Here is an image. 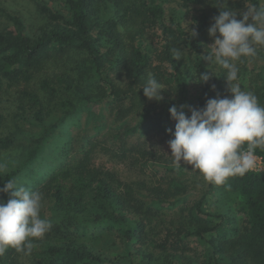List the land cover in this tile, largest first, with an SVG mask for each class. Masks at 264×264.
<instances>
[{
    "label": "trees",
    "instance_id": "16d2710c",
    "mask_svg": "<svg viewBox=\"0 0 264 264\" xmlns=\"http://www.w3.org/2000/svg\"><path fill=\"white\" fill-rule=\"evenodd\" d=\"M258 3L229 0L241 12ZM65 4L66 12H61L41 3L46 22L35 34L18 15L0 10V127L6 121L3 98L11 89L19 100L16 124H25L27 104L36 120L23 163L4 173L0 187L11 177L26 186L25 171L34 170L61 126L68 119H81L44 172L28 175L33 182L27 188L43 193L47 212L42 207L41 217L51 221V230L34 242L30 254L10 248L0 255V264H22L21 257L35 264H135L147 249L153 260L148 264H264V173L249 171L218 186L183 161L179 166L166 158L154 162L156 154L147 143L127 144L146 131L174 138L167 131L175 130L169 112L173 105L201 108L207 99L231 96L224 70L202 59L219 9L212 0ZM190 28L198 36L190 38ZM174 49L184 58L175 59ZM48 67L59 71L51 74ZM211 69L217 76L207 83L193 78ZM251 72L260 76L254 79L240 71V86L264 105V74L256 68ZM149 73L165 86L161 101L144 95ZM56 112V120L48 122ZM21 129L0 136V148H13ZM256 152L264 155L259 148ZM102 156L115 162L127 159L140 170L139 176H123L100 162ZM219 191L238 197L237 209L248 218L245 230L207 209L209 197ZM8 199L0 193V202ZM115 228L126 253L121 256L111 254L120 249L118 241L102 242Z\"/></svg>",
    "mask_w": 264,
    "mask_h": 264
},
{
    "label": "clouds",
    "instance_id": "9594fccd",
    "mask_svg": "<svg viewBox=\"0 0 264 264\" xmlns=\"http://www.w3.org/2000/svg\"><path fill=\"white\" fill-rule=\"evenodd\" d=\"M212 3L219 9L208 29L214 42L207 45L208 54L202 59L224 70L231 96L207 99L201 108L171 106V119L176 123L174 131L167 129L174 137L168 145L177 166L183 161L198 170L205 181L227 186L230 177L255 170L256 150H264V105L238 83L239 65L264 49V0L247 5L242 12L230 7L229 0ZM189 36H198L197 30L190 28ZM173 55L177 60L184 58L175 49ZM213 75L217 76L211 69L210 73L198 72L193 78L207 83ZM212 87L215 89V85ZM142 88L149 100L156 101L163 99L166 90L152 73ZM6 168L0 164V178L6 176ZM0 193L9 195L6 202H0V255L10 248L30 254L34 242L42 240L52 228L51 221L41 217L43 193L18 185L12 177L0 187Z\"/></svg>",
    "mask_w": 264,
    "mask_h": 264
},
{
    "label": "rangeland",
    "instance_id": "374dc122",
    "mask_svg": "<svg viewBox=\"0 0 264 264\" xmlns=\"http://www.w3.org/2000/svg\"><path fill=\"white\" fill-rule=\"evenodd\" d=\"M65 1L66 0H0V10L3 9L4 11H8L14 15H18L20 18H22L27 25V28L30 33L35 34L37 29L42 26L46 21L43 14L40 12V4L44 3L47 4L50 8L54 10H59L61 12H66L65 10ZM170 7L172 5L170 4ZM1 13V11H0ZM214 42V39L210 38V44ZM209 44V45H210ZM71 55L73 57L79 56V54H76L75 52H72ZM258 56V57H257ZM255 59V64L253 58L246 59V60L239 65V74L240 71L244 72L245 74L250 75L252 78L256 79L260 75H256V72H251L254 68H256L258 71H261L262 74H264V52L263 54H258ZM252 62V63H250ZM48 71L51 74H55L59 71L58 68L48 67ZM258 73V72H257ZM260 74V73H259ZM238 83L240 84V78L238 80ZM17 93L14 89L9 90V93H5V96L3 98V112L6 116L5 123L0 127V136H6L11 131L15 130L17 127L22 128L19 130V132L16 133V143L15 146L11 149H2L0 148V164L6 165V171L10 168L17 167L21 165L24 161L23 152L27 149L28 142L30 140V136L34 134V122L36 120L31 116L30 109L28 108V104L25 105V108L27 109L26 114L23 115L22 122H25V124L22 123V126L16 124V121L14 119V114L18 112L17 107L19 104V100L17 99ZM23 109L19 110V113H21ZM102 112V111H101ZM104 112V111H103ZM102 112V113H103ZM58 112L53 114L48 119V122L55 121L58 117ZM97 117L100 118L101 115L97 114ZM85 121V118L82 119ZM81 122V119L78 118L75 119H68L59 129L58 133L54 136L52 139V143L50 147L48 148L47 153L39 159V161L36 163L34 170L32 171H25L24 179H22V182H28L25 187L30 186V184L33 182L32 180H28V175L31 174L33 176L39 175L40 173H43V167L44 165L50 164V162H53L52 160V154L57 152L60 147L63 144H66L65 142L70 138V135L73 133L74 129L77 127V125ZM157 131H146L143 137L138 138L137 136L131 137V139L127 140L128 146H144L146 143V146L148 145V150H152L155 156V160L152 159L154 162L156 160H159L160 158H166L169 162L174 160L171 154V149L168 145V141L170 138L168 135H164L163 133H154ZM13 135V134H12ZM11 135V136H12ZM146 139L147 142L144 140ZM153 158V157H152ZM99 161L102 160L107 163L108 166L117 169L120 174L123 176H126L127 178H135V176H139V169H137L135 166L130 165L128 163V160L125 159L120 162H115L109 159L108 156H102L98 159ZM101 162V161H100ZM191 166V165H189ZM188 172H192L193 170L189 167L187 168ZM21 184V183H20ZM238 199V197H237ZM237 199L235 198L233 193H226V191H219L216 196H210L208 199L207 209L211 212L216 213H222L226 217H229L230 225H235L238 230H245V228L248 226V218L245 214H243L241 211H238L237 206ZM43 210H47V207L44 206L43 203ZM47 212V211H45ZM119 235V229L115 228L111 231L110 234L104 237L102 242H111L113 240L118 241L119 243L117 246H121L120 239L118 238ZM101 245V244H100ZM102 246V245H101ZM149 249H147V252L142 250L143 257H139L135 264H148L150 260L149 255H147ZM125 252L123 251V248L118 249L117 251H112L113 256H121ZM126 254V253H125ZM22 264H35L34 261L29 257H21ZM153 261V260H152Z\"/></svg>",
    "mask_w": 264,
    "mask_h": 264
},
{
    "label": "built area",
    "instance_id": "2783aa9c",
    "mask_svg": "<svg viewBox=\"0 0 264 264\" xmlns=\"http://www.w3.org/2000/svg\"><path fill=\"white\" fill-rule=\"evenodd\" d=\"M256 157H257V161H258V166L255 170H253V172L264 173V155H261V154L256 152Z\"/></svg>",
    "mask_w": 264,
    "mask_h": 264
}]
</instances>
